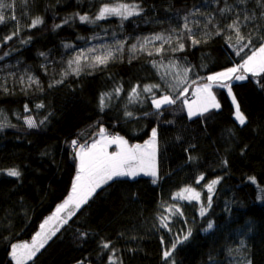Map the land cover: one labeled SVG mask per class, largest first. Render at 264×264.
I'll return each instance as SVG.
<instances>
[{
  "label": "trees",
  "instance_id": "obj_1",
  "mask_svg": "<svg viewBox=\"0 0 264 264\" xmlns=\"http://www.w3.org/2000/svg\"><path fill=\"white\" fill-rule=\"evenodd\" d=\"M6 2L12 7L4 10L9 19L0 24V121L11 126L0 129V264H15L12 245L31 241L71 193L78 165L71 141L91 144L101 138L102 128L104 136H123L129 145H144L156 129V183L149 176H126L97 189L26 264H109L113 248L116 264H264V73L240 71L234 75L242 74L246 79L229 81L247 117L243 126L235 119L227 88L214 85L221 107L203 116L190 119L184 103L186 96L193 95V85L206 81L211 73L242 64L246 54H251L247 48L237 54L239 46L231 30L217 34V29L233 18L231 14L219 15L217 10L224 6V0ZM133 2L143 8L139 15L95 19L105 4ZM228 3L236 6L237 12L255 13V20L241 26L244 34L264 36V18L260 17L264 9L257 0H247L245 5H236V0ZM197 7L206 15L213 14L212 23L204 27V16L190 17L192 38L201 42L193 44L187 33L178 41L184 17ZM13 15L15 20L10 19ZM80 15H88L94 22H81ZM37 17L43 23L29 27ZM17 28V36L3 39ZM155 34L171 35V44L152 40L140 50L144 38ZM229 36H233L231 41ZM117 41L123 42L121 51H115ZM178 42L184 48L172 51ZM254 43L259 46L258 41ZM162 44L165 51L156 53ZM133 45L137 46L134 52ZM93 47L97 51L87 53L89 56L102 55L111 47L114 59L107 65L86 67L80 75H63L69 59ZM153 61L164 65L175 61L180 68L194 69L176 89L186 87L185 95L159 112L150 94L144 93L142 101L132 103L128 98L137 84H160L161 89L154 90L157 96L161 90L175 96L168 88L174 83L171 76L162 80L165 69L158 72ZM29 76L39 84L29 86ZM118 86L123 91L106 99L107 106L101 109V94L112 93ZM38 104L43 107L37 108ZM25 105L30 111L24 110ZM29 115L36 119L37 127L26 125L24 117ZM10 168L18 169L20 177L8 175ZM201 175L203 179L197 183ZM217 177L221 179L212 193L211 207L201 216V207H207L205 185ZM185 187L202 191L204 202L178 203L177 193ZM171 205H178L183 215L172 217L169 231L160 227L159 218L169 214ZM209 222L212 229H207ZM189 228V239L178 244L165 260L163 252ZM78 232L89 235L81 238ZM101 241H111L110 248L103 249Z\"/></svg>",
  "mask_w": 264,
  "mask_h": 264
},
{
  "label": "snow or ice",
  "instance_id": "obj_2",
  "mask_svg": "<svg viewBox=\"0 0 264 264\" xmlns=\"http://www.w3.org/2000/svg\"><path fill=\"white\" fill-rule=\"evenodd\" d=\"M14 2V0H13ZM217 3L220 0H216ZM247 0H236V5H245ZM257 4L261 9H264V0H257ZM12 7L11 3H7L6 0H0V24L5 23L7 19L4 15V10ZM218 13L221 17H227L228 14L232 15L231 23L223 25L217 29V34L225 30H231L233 36L235 37V44L238 45L237 54L242 52L244 49H250L251 54H246V59H243L242 64H237L233 67L226 68L220 72L211 73L206 77V83L198 86L195 90V95L197 99L189 103L187 100L184 103L187 106L188 117L191 119L195 116H203L205 113L209 112L212 109H219L221 107L220 103L217 101L215 94L212 91L213 85H216L221 88H227L229 94L232 96V101L235 104V119L239 125L243 126L246 123L247 117L241 111L239 103L236 102L235 95L232 94L231 86L228 83L232 79L235 80H244L246 77L244 75H234L237 72L243 71L246 73H252L253 75H259L264 73V36H257L253 33L244 34L241 31V26L248 21H253L256 19V15L253 12L251 15L247 10L241 9L240 12L236 11V6L229 4L228 0H224V6L219 8ZM143 12V8L137 3H121L115 6H110L105 4L99 11L96 16V20L104 19L107 16H119L122 19H128L129 17L139 15ZM192 16H204L206 18V23L204 27H207L208 24L213 21V14H205L200 11V8H195L194 11L189 12L184 17V23L182 28L177 32V39H181L185 33L188 34L189 38H192L193 28L190 27V17ZM260 17L264 18V11H261ZM10 19L15 20L16 17L13 15ZM79 19L81 22H94L90 21L88 15H80ZM43 21L37 17L31 21L29 27H36L42 24ZM67 23V21H64ZM199 22L197 21V24ZM61 25H55L56 28H59ZM19 34V28L17 31L13 32L11 35L3 37L5 41L11 40L14 36ZM233 36H229L228 39L231 41ZM152 40H160L164 43L171 44V35L165 37L163 34H155L151 38H144V42L140 44L139 49L144 50L147 44H150ZM254 41L259 42L257 47ZM27 43V41H23ZM201 41L192 38V43L197 44ZM243 42V43H242ZM117 47L115 51L122 50V41L116 42ZM65 47H71L70 45H65ZM184 48L183 43H179L172 51H180ZM137 46H132V51H136ZM97 49L95 47L89 48L86 51L80 50L68 60V69L63 73L64 76H67L69 72L75 75H80L85 68H96L102 65H107L111 59H114L113 50L111 47L102 54V55H91L87 53H95ZM156 53H163L165 48L163 44L160 48H157ZM153 53L149 52V55ZM9 55V53H4V56ZM41 56H44V53H40ZM3 59V57H0ZM153 66L157 68L158 72L161 69L165 71L161 74L162 80H167L171 76L174 83H169L168 88L171 92H175V96L169 92L161 90V95L157 96L154 90L161 89L160 84L155 85H134L131 88V91L128 93L129 103L135 102L137 100L142 101L144 93L151 95V103L153 107L159 112L161 109L166 108L170 105H175L177 100L185 95L188 89L185 87L181 91H176L180 85L184 84L187 80L188 73L194 71L191 68H180L175 61H169L168 65H164L162 62L153 61ZM24 82V78L21 77V83ZM63 81H57V83H62ZM28 84H39V81L34 77H28ZM51 86V85H50ZM123 91L122 86H118L113 89L112 93H102L100 96V106L101 109L107 106L106 99L110 100L115 94L117 97ZM37 108H42V104L36 105ZM26 112L30 111L28 106H24ZM3 113L0 111V116ZM126 116H132L133 113L125 112ZM46 119V118H45ZM24 121L29 128H34L38 126L36 119L31 115L24 117ZM44 121H39L42 124ZM11 126L3 121H0V129ZM229 134H232L231 129L227 130ZM156 137L157 131L155 128L152 129V137L150 140L145 141L144 145H129L128 141L123 137H105L104 129H101V138L99 140L93 141L91 144H79L77 140H72L71 144L76 149L75 155L78 159L77 173L74 177L72 184L71 193L69 196L57 206L55 213L52 216L48 217L41 225L40 231L36 232L33 236L32 243H22V244H13L11 255L15 260V264H26L27 261L32 260L41 249L45 247L49 240L60 230L61 227L67 225L69 220L76 215V212L85 205L88 200L96 193L97 189H101L104 185L108 184L110 181H114L121 177H136L140 173L145 175H150L153 177V183H156V177L158 175L156 167ZM116 145L117 151L108 152L107 149L110 145ZM191 159V157H190ZM227 160L223 161V164L227 165ZM8 175L12 177H20L21 173L16 168H10L7 172ZM203 179V175L196 181L199 183V180ZM220 177L211 180L205 187L207 188V207H201L200 215L204 216L208 208L211 207L213 196L212 193L215 190V186L220 182ZM249 179L254 181V178L250 177ZM177 198L180 200L187 201H200L201 193L193 187H185L177 193ZM168 215L161 216L159 218V224L161 228L168 229L169 223L173 216L183 215L180 207L178 205H171L168 208ZM63 214V215H61ZM51 225V226H50ZM213 223L209 222L207 229H212ZM78 235L81 238H87L89 235L87 232H78ZM191 236V229L183 234V236H178L176 241L171 245V248L163 252V258L168 260L171 258L174 250L178 244L183 243ZM111 241H101V247L103 249H109ZM115 249H112L113 255L108 257L109 264H116L117 259L114 256ZM77 264H84V261H78ZM174 264V261H173Z\"/></svg>",
  "mask_w": 264,
  "mask_h": 264
},
{
  "label": "rangeland",
  "instance_id": "obj_3",
  "mask_svg": "<svg viewBox=\"0 0 264 264\" xmlns=\"http://www.w3.org/2000/svg\"><path fill=\"white\" fill-rule=\"evenodd\" d=\"M117 4H121V3H117ZM117 4H115V5H117ZM115 5H113V6H115ZM238 75H240V74H238ZM242 75V74H241ZM232 81H236L235 79L234 80H232ZM207 81H204V82H201V83H196L195 85H193L192 86V94L194 95L193 97H191L190 96V98L188 97V96H186L185 97V100H187L189 103H191L192 101H194V100H196L197 99V96L195 95V90H196V88L198 87V86H201L202 84H204V83H206ZM229 84L231 85V82H229ZM213 87H214V85H213ZM228 90V89H227ZM232 90V89H231ZM212 91H213V93L215 94V92H214V89L212 88ZM232 94L233 95H235L234 94V92H233V90H232ZM230 95V94H229ZM215 96H216V94H215ZM230 97L232 98V96L230 95ZM236 97V96H235ZM216 99H217V101L220 103V101H219V99H218V97L216 96ZM233 102V101H232ZM236 102L238 103V100L236 99ZM234 104V103H233ZM220 105H221V103H220ZM234 107H235V104H234ZM241 109V108H240ZM242 111V110H241ZM246 116V115H245ZM121 137H123V136H121ZM123 138H125V137H123ZM151 139V137L148 139V140H150ZM125 140H127L126 138H125ZM116 149V150H115ZM112 148L111 150L113 151V152H115V151H117V148ZM158 147H157V137H156V160H155V163H156V167H157V172H158V175H159V170H158ZM157 175V176H158ZM138 176H149V177H152V176H150V175H145L144 173H140ZM138 176H136V177H138ZM198 191V190H197ZM200 193H201V200L200 201H197V202H199V203H203L204 202V198H205V194L202 192V191H199ZM176 201L178 202V203H184V201H187V200H180V199H178L177 197H176ZM193 202H195V201H193ZM61 215H63V214H61ZM51 226V225H50ZM41 229H39L38 231H40ZM37 231V232H38ZM22 243H28V244H31L32 243V240L31 241H19V242H17L16 244H22ZM37 255V254H36ZM13 258V257H12ZM14 260V259H13ZM14 262H15V260H14ZM29 261H27L26 263H28ZM85 264H93V263H90V262H87V263H85Z\"/></svg>",
  "mask_w": 264,
  "mask_h": 264
},
{
  "label": "crops",
  "instance_id": "obj_4",
  "mask_svg": "<svg viewBox=\"0 0 264 264\" xmlns=\"http://www.w3.org/2000/svg\"><path fill=\"white\" fill-rule=\"evenodd\" d=\"M105 137H108V136H105ZM108 138H109V137H108ZM112 148L115 149V148H117V146L114 145V144H113V145H110V146L108 147L107 151H108V152H113V151L111 150ZM115 150H116V149H115Z\"/></svg>",
  "mask_w": 264,
  "mask_h": 264
}]
</instances>
